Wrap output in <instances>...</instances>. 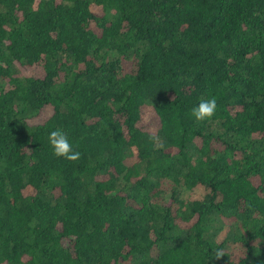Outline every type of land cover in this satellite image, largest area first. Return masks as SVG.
<instances>
[{
	"label": "trees",
	"instance_id": "obj_1",
	"mask_svg": "<svg viewBox=\"0 0 264 264\" xmlns=\"http://www.w3.org/2000/svg\"><path fill=\"white\" fill-rule=\"evenodd\" d=\"M0 264H264V0H0Z\"/></svg>",
	"mask_w": 264,
	"mask_h": 264
},
{
	"label": "clouds",
	"instance_id": "obj_2",
	"mask_svg": "<svg viewBox=\"0 0 264 264\" xmlns=\"http://www.w3.org/2000/svg\"><path fill=\"white\" fill-rule=\"evenodd\" d=\"M216 110L217 100L215 97L211 99H201L199 103L192 108V115L197 121L209 120L215 115ZM150 138L157 148L164 147L158 135H152ZM48 139L55 156L63 157L73 162L79 159V151L74 150L72 142L62 130L55 129L50 131ZM224 255L223 249H217L215 252L216 259H220Z\"/></svg>",
	"mask_w": 264,
	"mask_h": 264
},
{
	"label": "rangeland",
	"instance_id": "obj_3",
	"mask_svg": "<svg viewBox=\"0 0 264 264\" xmlns=\"http://www.w3.org/2000/svg\"><path fill=\"white\" fill-rule=\"evenodd\" d=\"M122 66L125 68V70H129V68L131 67V63L130 62H124L123 64H122ZM49 108V106H46L45 107V111L47 110ZM148 116V115H147ZM150 116V115H149ZM148 116V117H149ZM142 125V124H141ZM148 130V129H147ZM149 130H151V129H149ZM163 187H167L166 185H163ZM165 198H167V197H165ZM164 197H161V199H165Z\"/></svg>",
	"mask_w": 264,
	"mask_h": 264
}]
</instances>
